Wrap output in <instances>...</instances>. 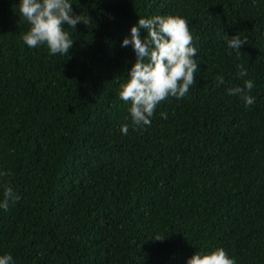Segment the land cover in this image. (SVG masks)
Segmentation results:
<instances>
[{
    "label": "trees",
    "instance_id": "obj_1",
    "mask_svg": "<svg viewBox=\"0 0 264 264\" xmlns=\"http://www.w3.org/2000/svg\"><path fill=\"white\" fill-rule=\"evenodd\" d=\"M71 6L89 23L68 28L69 53L49 54L22 41L17 0H0V196L6 184L18 197L0 209V253L14 264H185L222 246L236 264H264V0ZM154 14L187 19L198 69L184 96L125 134L118 90L135 55L120 41ZM224 33L246 38L239 56ZM237 64L252 104L225 92L242 85Z\"/></svg>",
    "mask_w": 264,
    "mask_h": 264
},
{
    "label": "clouds",
    "instance_id": "obj_2",
    "mask_svg": "<svg viewBox=\"0 0 264 264\" xmlns=\"http://www.w3.org/2000/svg\"><path fill=\"white\" fill-rule=\"evenodd\" d=\"M73 0H17L18 12L28 23L21 34L22 41L29 47L41 44L47 46L49 54L65 52L73 43L68 28L75 30L77 22L89 23V14L74 12ZM141 29L144 34H141ZM226 49L240 54V45L246 38L234 33H224ZM189 30L188 21L178 14H154L138 16L130 25L129 34L122 37L121 46L130 45L135 60L127 69V77L119 84L118 96L128 104L129 119L120 125V131L127 133L131 126H144L151 123V117L158 103L168 96H184L194 83V72L198 69L195 58L197 48ZM236 75L243 78L242 85L225 88V92L238 95L245 105L252 104L255 97L250 94L254 87L252 78H246L247 70L236 65ZM218 83L224 76L217 74ZM161 112V116H165ZM0 196V209H7L10 199H16L9 185H3ZM155 239L164 236L155 235ZM0 264H14L8 252L0 253ZM185 264H236L224 247L216 246L207 251L195 250L186 258Z\"/></svg>",
    "mask_w": 264,
    "mask_h": 264
}]
</instances>
